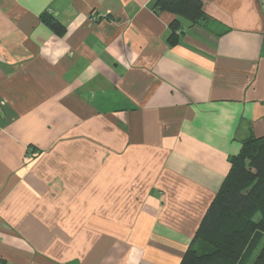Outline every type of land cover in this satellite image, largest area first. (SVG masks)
<instances>
[{
    "label": "crops",
    "instance_id": "0c3cea01",
    "mask_svg": "<svg viewBox=\"0 0 264 264\" xmlns=\"http://www.w3.org/2000/svg\"><path fill=\"white\" fill-rule=\"evenodd\" d=\"M201 1L0 0V264L179 263L264 136V0Z\"/></svg>",
    "mask_w": 264,
    "mask_h": 264
},
{
    "label": "trees",
    "instance_id": "16d2710c",
    "mask_svg": "<svg viewBox=\"0 0 264 264\" xmlns=\"http://www.w3.org/2000/svg\"><path fill=\"white\" fill-rule=\"evenodd\" d=\"M153 7L191 23L206 19L201 0H154ZM42 21L56 34L64 33V26L51 15L43 14ZM169 28L168 41L173 43L177 18ZM228 162V171L178 264H242L241 255L258 247L251 264H264V136L244 139Z\"/></svg>",
    "mask_w": 264,
    "mask_h": 264
},
{
    "label": "rangeland",
    "instance_id": "374dc122",
    "mask_svg": "<svg viewBox=\"0 0 264 264\" xmlns=\"http://www.w3.org/2000/svg\"><path fill=\"white\" fill-rule=\"evenodd\" d=\"M254 219H257V215L254 217ZM257 250H259V247ZM257 250L250 255L242 254L240 257L242 264H251L253 262V259L256 255V253H257Z\"/></svg>",
    "mask_w": 264,
    "mask_h": 264
},
{
    "label": "built area",
    "instance_id": "2783aa9c",
    "mask_svg": "<svg viewBox=\"0 0 264 264\" xmlns=\"http://www.w3.org/2000/svg\"><path fill=\"white\" fill-rule=\"evenodd\" d=\"M92 19L94 20L95 19V16H92ZM29 153V152H28Z\"/></svg>",
    "mask_w": 264,
    "mask_h": 264
}]
</instances>
